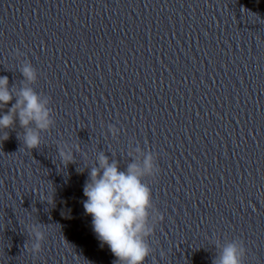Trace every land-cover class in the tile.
Here are the masks:
<instances>
[{
    "label": "clouds",
    "instance_id": "obj_1",
    "mask_svg": "<svg viewBox=\"0 0 264 264\" xmlns=\"http://www.w3.org/2000/svg\"><path fill=\"white\" fill-rule=\"evenodd\" d=\"M23 53L19 49L13 56L19 58ZM23 79L19 85L9 84L7 76H0V107L7 110L0 112V132L3 141L9 137L8 130H15L17 122L21 133L17 138L22 147L33 150L41 145V134L49 132L55 126L51 97L37 92L33 85L38 80V71L28 60H23L18 68ZM14 101V102H13ZM11 103V106L8 105ZM108 130L113 137L119 135L120 129L109 124ZM75 152L79 145L68 142L57 145V153L66 165L75 163ZM127 155L132 161L121 170L120 162L111 159L104 151L96 156V161L89 169L88 179L83 186V208L92 217V228L102 245L106 244L116 258L113 264H146L153 249L150 238L154 236L157 221L164 216L153 203L149 178L155 179L160 174L157 155L144 151L139 145L129 144ZM80 172V168L77 169ZM42 224L30 227L32 239L31 251L34 255L42 250L45 233ZM216 256L212 264H244L246 247L244 242L233 239L214 244Z\"/></svg>",
    "mask_w": 264,
    "mask_h": 264
}]
</instances>
